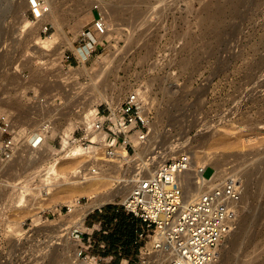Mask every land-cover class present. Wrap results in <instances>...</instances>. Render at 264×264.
I'll use <instances>...</instances> for the list:
<instances>
[{
	"label": "rangeland",
	"instance_id": "rangeland-1",
	"mask_svg": "<svg viewBox=\"0 0 264 264\" xmlns=\"http://www.w3.org/2000/svg\"><path fill=\"white\" fill-rule=\"evenodd\" d=\"M42 1L52 3L55 20L34 21L29 16V0H0V112L30 116L26 95L32 89L59 96V120L50 136V144L58 152L60 131L80 120L82 112L99 103L115 109L130 91L140 90L147 95L148 106L153 104L151 127L156 147H176L173 155L161 161L177 155L181 150L178 143L184 142V150L206 152L196 161H207L208 152L218 155L227 174L238 172L244 180L240 219L224 244L220 264H264V0ZM112 7L117 16L110 12ZM93 12L104 17L110 37L98 57L64 73L59 69L61 58L65 50L73 49L64 35L74 42L82 28L92 26ZM25 21L31 25L24 27ZM46 22L53 25L49 34H56L61 42L55 49L39 44L49 37L41 38V26ZM99 92L108 100L100 101ZM82 94L84 108L78 112L73 101ZM158 150L149 144L142 155ZM61 156H56L60 168L88 167L86 159L64 160ZM51 158L43 150L0 166V264L84 262L76 257L82 243L71 240L68 222L56 209L77 198H91L93 191L88 194V187H83L87 183H80L52 185L48 187L51 193L41 194L37 175L55 161ZM105 167L116 173L117 167ZM213 172L209 167L204 175ZM103 184L92 199L94 203L102 200L98 205L104 211L92 213L88 222L104 219L113 230L108 234L95 230L94 238L106 248L95 246L92 252L113 255L111 264H142L140 249L149 248L152 241L135 243L136 229L142 223L122 207L132 188L122 192V186L110 181ZM22 190L27 201L18 207L16 192ZM106 193L113 199L106 200ZM60 225L58 232L55 228L59 230ZM117 228L113 241L105 238ZM51 240L53 245L47 246ZM155 254L147 264H158ZM168 262L166 258L163 264Z\"/></svg>",
	"mask_w": 264,
	"mask_h": 264
},
{
	"label": "built area",
	"instance_id": "built-area-1",
	"mask_svg": "<svg viewBox=\"0 0 264 264\" xmlns=\"http://www.w3.org/2000/svg\"><path fill=\"white\" fill-rule=\"evenodd\" d=\"M47 11L44 1L29 0V16L34 21L40 20ZM92 23L91 27H84L78 32L73 49L64 51L59 67L62 72L87 65L103 49L107 41L104 38L108 31L106 21L100 13L97 16L93 12ZM52 28L49 22L42 24L41 38L43 35L51 37L53 34L49 33ZM77 86L81 88L82 85ZM77 96L78 100L74 99L73 102L81 112L85 98L83 94ZM26 97L32 109L30 116L12 111L0 112V166L8 165L31 151L36 155L41 153L56 131L61 106L59 96L49 97L32 89ZM107 104L99 103L93 108L96 111L90 116V123L84 124L87 112H82L80 120L70 122L74 128L72 133L69 134V131L65 134L62 129L59 150L51 159L57 160L56 156L61 154V157L88 160L87 169L85 166L77 169V178L86 180L101 171L100 162L103 161L96 162L95 158H106L117 164L120 156L126 154L123 166L128 170L126 176L132 173L133 186L124 197L122 207L128 215L142 223L136 229L135 243L152 241L149 248L144 251L140 249L141 263L146 264L152 251H160L172 255L167 264H220L224 244L240 219L244 180L238 172H231L222 180L215 179L216 170L208 165L195 180L198 186L207 182L202 186L203 191L186 201L187 188L183 174L189 169V150L181 149L177 155L164 158L157 168L156 153L152 159L149 155L145 162H136L139 153L148 144L154 122L153 104L148 106L147 95L134 89L115 109ZM209 167L214 172L205 177ZM36 186L41 194L48 195L49 188L46 189L40 182ZM92 204V198H77L56 209V212L68 222L71 240L82 243L76 252L78 260L111 264L113 255H95L92 252L95 246L103 251L106 248L105 244L94 238L95 230H102L104 234L113 230L112 224L104 219L92 224L88 222L92 213L104 211L103 205L91 207ZM84 234L87 236L83 237Z\"/></svg>",
	"mask_w": 264,
	"mask_h": 264
},
{
	"label": "bare ground",
	"instance_id": "bare-ground-1",
	"mask_svg": "<svg viewBox=\"0 0 264 264\" xmlns=\"http://www.w3.org/2000/svg\"><path fill=\"white\" fill-rule=\"evenodd\" d=\"M109 5V4H108ZM47 6V9H48V11L46 12V13H44V16L40 19V20H42L43 22L44 21H46V20H50V18H52L53 17V11H54V9H53V6H52V3H49L48 5H46ZM103 8V7H102ZM107 9V8H106ZM108 10H110V9H108ZM111 10L112 11H110V12H112V13H114V15H116L115 14V10H114V8L112 7L111 8ZM90 12V11H89ZM105 12V11H104ZM109 12V13H110ZM112 13H111V15H112ZM105 14H107V13H105ZM135 14V13H134ZM137 14V13H136ZM55 15H57V14H55ZM141 15V14H140ZM117 16V15H116ZM139 16V15H138ZM115 17V16H114ZM54 18V17H53ZM58 18V17H57ZM135 19V18H134ZM138 19V18H137ZM52 20H55V18L54 19H52ZM60 19L58 18V21H59ZM136 20V19H135ZM134 20V21H135ZM52 22V21H51ZM54 23L56 24V22L54 21ZM134 23V22H133ZM57 24L59 25V23L57 22ZM31 24H30V22H28V21H25V25H24V27H29ZM110 37V35L108 34V33H106L105 34V36H104V38H106V39H108ZM64 39L67 41V43H69L70 44V46L71 47H73V42L70 40V39H68V37H66L65 35H64ZM64 40V41H65ZM59 40H58V37H56V34H53L51 37H48L47 39H44L43 41H40L39 42V44L41 45V48H44V49H47V50H51V48L53 49H55L56 47H57V45H59ZM38 43V42H37ZM61 43V42H60ZM58 48H59V46H58ZM51 63V62H50ZM87 69V68H86ZM87 71H88V69H87ZM95 87V86H94ZM98 86L96 85V88H97ZM114 90V89H113ZM96 91H98V90H96ZM99 94H101V96L102 97H100V98H102L100 101H107L108 100V97H107V95L106 94H103L102 92H99ZM95 95V94H94ZM94 97H96V96H94ZM99 98V99H100ZM95 111H96V109H88V111H87V113L85 114V120H83V122H84V124H87V123H90V116L92 115V114H94L95 113ZM72 126H73V123H69V126L67 127V128H65V129H63V131H64V133L65 134H67L70 130H71V128H72ZM54 133V132H53ZM152 133H153V129H152V127H151V132H150V134H149V139H148V144L146 145V147H145V149H147L148 147H149V144H150V147L152 146V148L154 149V150H156V148H157V150H158V148H159V150L157 151V152H149V153H147V155H146V157L144 156V155H142L143 154V151L145 150H143L141 153H139V155H138V157H137V160H136V162H140V163H143V162H145L146 161V158L149 156V155H151L150 157H151V159L154 157V153H156V155H155V158L158 156V158L156 159V162L155 163H158V161H161L162 160V157H165V156H169V155H173V153H174V148H176V147H174V146H172V145H162V146H157L156 147V136H152ZM178 145H179V143H178ZM177 145V146H178ZM180 145L182 146V147H186V143H184V142H181L180 143ZM190 146V145H189ZM182 147H178V148H180V149H183ZM192 148V147H191ZM44 150L45 151H47L48 152V154H49V156H52L54 153H55V150H54V146L52 145V144H50L49 142H47L46 144H45V148H44ZM151 151H152V149H150ZM148 151V150H147ZM177 151V150H176ZM180 150H178V152H179ZM191 152V151H190ZM205 151L204 150H202V149H195L194 148V150L191 152V161H190V165H189V169L183 174V177H184V179H185V181H186V188H187V194H186V201H189L190 199H193L198 193H201L202 191H203V188H202V186L203 185H206L207 184V182L205 181V182H202L203 184H202V186H198V185H196V178L197 177H199V176H201V174H202V172L204 171V169L209 165V166H212L215 170H216V172H215V179H218V180H222L223 178H225L228 174H227V171H226V169H224V168H221L222 166H221V164H222V161H221V158L218 156V155H211L210 154V152H208L207 153V155L206 154H204V155H206V157H207V161L205 160V161H200V160H197L196 161V159L195 158H198L199 156H200V153H204ZM30 153V156L32 155V156H34V151H31V152H29ZM206 153V152H205ZM121 158L119 159L120 160V162L119 163H117V164H114V163H112L111 162V160H107L106 158L105 159H100V158H95L96 160V162H99V161H103V165H101V171L98 173V174H96V175H91V176H89V177H87V179L86 180H77L76 178H77V176H78V174H77V169H79L81 166H84V164L83 165H79V166H76V167H74L73 168V170L72 171H68V168L66 167V166H64V165H62L61 167L62 168H60L59 166L61 165V161H59V160H55V161H53V162H51V163H49L45 168H44V170H42V171H40L39 173H38V177H40V181L42 182L41 184H43V186H46V188H48V187H50V186H58V185H71V186H75V185H78V184H80V183H82V184H84L85 185V183H87L85 186H83V187H88V189H87V193L89 194V193H91L92 191V193H91V198H95V197H97V192L96 191H98V189L100 190V187L98 188V186H101L103 183H106V182H108V181H110V184L112 183V184H114V185H116V186H122V192H126V191H128L130 188H132V186H133V183H132V173H131V175L128 177V176H126V175H124V174H126V171H127V174H128V170H126L125 168H124V166H123V163H124V157H126V154H122L121 156H120ZM32 158V157H31ZM35 158V157H34ZM38 158L40 159V157L38 156ZM76 157H71V156H64L63 157V159L65 160V159H75ZM37 159V158H36ZM36 159H34L35 161H36ZM31 162L32 163V165H35L36 164V162ZM63 162V161H62ZM162 162V161H161ZM154 163V164H155ZM67 165V164H66ZM108 165H112V167L113 166H115V167H117V169H116V173L115 174H111V172L105 167V166H108ZM223 165V164H222ZM157 166L158 165H156V168H157ZM64 167L65 168H67V170L66 169H64ZM104 168H106V169H104ZM70 169H72V168H70ZM85 169H87V167H85ZM113 170H115V169H113ZM225 174H227V175H225ZM224 175V176H223ZM36 177V176H35ZM258 177V176H257ZM109 184V183H108ZM111 184V185H112ZM104 185V184H103ZM104 186H106V185H104ZM98 188V189H97ZM28 189V188H27ZM27 189H25V190H27ZM112 189H114V188H112ZM96 190V191H95ZM111 190V189H110ZM49 193H51V192H49L48 191V194ZM95 193V194H94ZM106 194H108V193H106ZM46 195V194H45ZM90 196V195H89ZM106 196V195H105ZM104 196V197H105ZM43 197H45V196H43ZM107 198L109 199V200H112L113 199V195H111L110 193L108 194V196H106V200H107ZM15 199V198H14ZM45 199V198H44ZM46 200V199H45ZM103 200H104V198H103ZM27 201V199L25 198V191H19L18 193L16 192V200H15V202L17 203V206L18 207H21V206H23V205H25V202ZM99 203H94L93 202V204H92V206L91 207H95V206H97L98 204H101V202L103 203V201L101 200V201H98ZM64 224H62V226H63ZM62 226L60 225L59 227H60V229L58 230V229H56L55 228V230L56 231H61V228H62ZM236 227V226H235ZM65 229V228H64ZM67 230L69 229V227H67L66 228ZM234 230H235V228H234ZM233 230V231H234ZM54 231V230H53ZM57 233V232H56ZM52 241V244H51V242H50V245H47V246H52L53 245V240H51ZM58 244V243H57ZM156 253V254H155ZM153 254H155V256L156 257H158V264H163V262H164V259H171L172 258V255H170V254H168V253H164V252H158V251H152L151 253H150V255L149 256H151V255H153ZM147 257L148 259H150V257ZM43 259V258H42ZM36 261H39V259L38 260H36ZM31 262V261H30ZM156 262V261H155ZM40 263V262H39ZM81 264H94V262L93 261H89V262H81ZM146 264H147V262H146Z\"/></svg>",
	"mask_w": 264,
	"mask_h": 264
},
{
	"label": "crops",
	"instance_id": "crops-1",
	"mask_svg": "<svg viewBox=\"0 0 264 264\" xmlns=\"http://www.w3.org/2000/svg\"><path fill=\"white\" fill-rule=\"evenodd\" d=\"M134 221H138L137 219H135ZM118 232V228L116 229V231H115V234H113V235H110V237H105V238H112V241H113V239H114V236H116V233Z\"/></svg>",
	"mask_w": 264,
	"mask_h": 264
}]
</instances>
